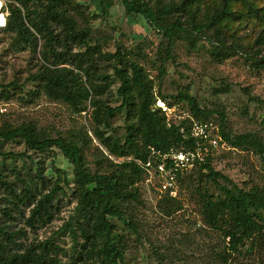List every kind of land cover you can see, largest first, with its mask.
<instances>
[{
  "label": "rangeland",
  "instance_id": "obj_1",
  "mask_svg": "<svg viewBox=\"0 0 264 264\" xmlns=\"http://www.w3.org/2000/svg\"><path fill=\"white\" fill-rule=\"evenodd\" d=\"M222 1L195 0L198 4L196 19L205 21ZM226 1L232 10L239 12L238 19L227 21L228 27L221 31L226 42L233 39L248 53L264 50V0ZM247 4L257 8V13L249 10ZM66 10L76 29L90 32L91 46L98 44L103 53H114L120 46L128 59L143 67L153 87L155 107L160 109L168 126H179L190 114L187 104L177 98L182 93L192 97L206 113L216 111L206 116L216 130L220 125V112L225 132L232 136L253 133L264 143V113L256 101L264 99V60L254 59V56L250 60L241 55L219 60L213 55L211 44L203 39H199L195 47L177 41L172 59H166L162 35L150 29L140 16H127L118 1L106 14L102 13L97 0H72ZM180 18L187 21L183 15ZM56 33L62 34L60 29ZM84 51L83 47L73 49L74 53ZM110 66L101 63L98 69H92L111 77V88L102 100L114 107L118 105L115 96L118 83ZM63 67L71 68L68 64L58 66ZM39 68V54L26 49L15 35L0 33V131L30 124L45 137L66 139H76L75 134L86 131L92 143L84 148V156L88 171L93 173L98 168L101 153H106L91 134L90 98L86 102V112L75 115L63 102L43 94L38 81H31ZM81 77L84 80L83 75ZM10 83L15 86L7 89ZM123 125L122 117L118 116L112 120V131L109 132L121 137ZM182 130L186 133L187 127L180 128V132ZM217 132L213 131L212 136L219 137ZM205 145L213 171L224 179L206 178L203 174L207 172L200 174L193 167L178 182L174 201L160 197L142 180L135 185L139 202L113 203V208L132 226L111 220L114 225L112 243H120L124 264H264V231L252 242H247L242 253L236 254L229 250L228 239L205 225L201 214L203 196L214 200L221 196L222 188H264V160L224 143L219 142L216 147ZM110 159L114 163L123 161ZM54 168L64 170L72 183V167L57 149L39 155L29 152L20 138L0 140V176L3 183L18 194L21 182L33 178L36 171L44 180L39 193H47L56 178ZM66 193L59 195L48 220L29 225L30 209L20 203L13 206L15 201L0 184V231L13 233L15 238L12 240L16 243L7 245L6 249L24 250L53 242L59 248V260L69 264L78 245L67 231H59L75 207L71 191L66 189ZM259 215L264 226V211Z\"/></svg>",
  "mask_w": 264,
  "mask_h": 264
},
{
  "label": "trees",
  "instance_id": "obj_2",
  "mask_svg": "<svg viewBox=\"0 0 264 264\" xmlns=\"http://www.w3.org/2000/svg\"><path fill=\"white\" fill-rule=\"evenodd\" d=\"M5 1L6 26L0 33L15 35L26 49L39 54L40 68L31 81H38L43 94L49 99L63 102L75 115L86 112V102L90 98L93 123L91 134L106 155L101 153L98 168L91 173L87 169L84 148L91 145L92 139L86 131L75 134L76 139H66L45 137L30 124L8 127L0 131V140L20 138L29 152L39 155L50 149H57L72 167V183L64 170L54 168L56 178L47 193H39V186L43 187L44 180L37 171L33 178L28 177L21 182L19 194L3 183L1 176L0 184L15 201L13 206L17 207V203H20L30 209L27 219L29 225L48 220L59 195H67L66 189L70 190L75 207L59 230L67 231L78 245L69 264H124L120 243H112L114 225L111 220H118L127 227L132 226L113 208V203L140 201L135 185L143 180V171L138 162L146 160L149 148L160 151H188L197 145H203L202 140L189 138V126L192 121L212 123L206 116L216 111L206 113L192 97L180 93L177 98L187 104L190 114L179 126H168L160 109L155 107L153 87L143 67L128 59L120 46L114 53H103L98 44L91 46L90 32L76 29L66 10L72 0ZM9 1L17 3L18 6ZM97 1L103 14L118 1L127 16H140L150 29L164 38L166 59H172V51L177 41L182 40L195 47L199 39H203L211 44L214 48L213 55L219 60L238 55L250 60L253 56L254 59L264 60V50L248 53L233 39L227 43L223 38L221 31L228 27L227 21H236L239 17V12L232 10L226 0L215 7L205 21L196 19L198 4L195 0H156L154 3L150 0ZM247 7L255 14L258 11L250 4ZM181 15L187 21L182 20ZM57 29L62 34L56 33ZM76 47H83L85 51L74 53L73 49ZM101 63L111 65L112 76L118 83L115 92L117 106L112 107L102 100L113 81L110 76L92 69H98ZM62 64H68L71 68H58ZM162 73L164 72L161 69ZM13 86L15 83L6 87L8 89ZM256 101L264 113V99ZM218 115L220 125L217 133L220 143L233 149L251 152L264 160V143L259 136L253 133L230 135L224 130L222 113L218 112ZM118 116L124 121L121 137L109 132L112 131V120ZM182 127H187L186 133L180 132ZM110 157L123 161L114 163ZM194 168L200 174L207 172L203 174L206 178L224 179L213 171L208 155L204 162L194 165ZM186 172L178 177V182ZM262 211L264 188L260 187H253L251 190L222 188L220 197L214 200L206 196L202 198L203 222L224 239H228L229 250L236 254L242 253L246 243L252 242L254 237L264 231L259 215ZM13 238V233L9 235L0 231V264H63L58 257L59 248L53 242H45L24 250L8 251L7 245L16 244ZM100 239L102 243L99 242Z\"/></svg>",
  "mask_w": 264,
  "mask_h": 264
},
{
  "label": "built area",
  "instance_id": "obj_3",
  "mask_svg": "<svg viewBox=\"0 0 264 264\" xmlns=\"http://www.w3.org/2000/svg\"><path fill=\"white\" fill-rule=\"evenodd\" d=\"M5 3V0H0V30L6 26ZM213 131L217 132L212 123L192 121L188 129L189 138L202 140L203 145H197L188 151L149 148L146 160L138 162L143 171L144 184L155 190L160 197L175 199L178 194V177L194 165L204 162L207 154L205 144L209 147L219 144L220 138L212 136ZM183 132L182 130L181 133Z\"/></svg>",
  "mask_w": 264,
  "mask_h": 264
}]
</instances>
